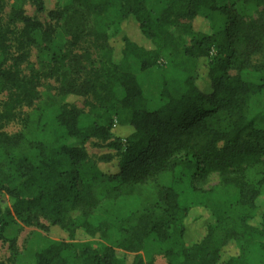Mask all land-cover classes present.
<instances>
[{"label":"trees","instance_id":"obj_1","mask_svg":"<svg viewBox=\"0 0 264 264\" xmlns=\"http://www.w3.org/2000/svg\"><path fill=\"white\" fill-rule=\"evenodd\" d=\"M160 1L156 18L147 0H72L51 10L44 0H14L6 13L0 3V196L10 201L0 206V221L46 228L39 224L45 219L67 233L29 250L32 264H125L117 249L131 256L129 264H151L143 258L151 236L164 247L166 264H250L251 244L264 254V211L260 228L247 222L264 193V0ZM25 2L46 19L28 15ZM197 18L208 19L212 32L193 29ZM127 21L150 45L122 36L117 54L109 31L118 35ZM36 47L42 73L54 77L59 94L56 106L49 98L56 111L46 119L29 116L40 99L41 70L22 69ZM164 50L184 76L163 78L164 102L150 110L129 58L147 70ZM67 95L80 97L87 112L63 102ZM15 123L21 127L8 128ZM120 129L125 134L114 132ZM90 139L116 152V172L90 163ZM165 173L170 181L158 187L156 203L123 224L114 245L76 239L79 230L94 237L109 228L105 217L93 218L96 181L115 183L105 191L112 204ZM213 174L218 182L202 187ZM193 206L209 210L213 224L187 243L185 218ZM8 241L14 249L15 239ZM230 244L239 253L223 260Z\"/></svg>","mask_w":264,"mask_h":264},{"label":"rangeland","instance_id":"obj_2","mask_svg":"<svg viewBox=\"0 0 264 264\" xmlns=\"http://www.w3.org/2000/svg\"><path fill=\"white\" fill-rule=\"evenodd\" d=\"M14 0H0L3 4L5 13L9 10L10 5ZM47 10L57 9L70 3L72 0H44ZM234 0H217L219 5L232 4ZM147 6L154 18L158 17L162 3L160 0H147ZM25 11L28 15L38 17L40 20L46 19V14H36L34 7L30 2L24 3ZM193 29L200 30L205 33L212 32V25L208 19L197 18L191 23ZM173 35L183 42H188L189 37L180 28L171 27ZM116 30L113 27L109 31L110 41L114 46L115 53L118 54L122 45V36H126L133 41L138 42L145 47L150 45V42L145 40L137 25L133 21H127L122 24L121 31L116 35ZM63 36H59L60 40ZM117 56V55H116ZM132 70L137 76L140 85L143 89L144 96L148 101V108L150 110L156 109L160 106L164 99L160 96L159 91L163 78L175 75L177 77H183L184 73L174 68L171 65V58L168 50H164L158 63L147 69L141 70L139 61L131 56L129 58ZM42 53L41 49L36 47L32 49L28 62L22 66L23 72L27 73L30 69L35 68L41 70V79L39 81V97L35 106L29 110V116L33 119L41 116L46 119L55 113L56 109H49V98L53 100V105H57L59 102V94L57 93V82L54 77L46 76L42 73ZM203 79H199L200 86H203ZM117 97L122 96V89L116 87L115 89ZM264 97V96H263ZM63 102L77 105L79 108L87 112V107L82 103V99L75 95H67L64 97ZM50 103V104H51ZM89 118H92L89 116ZM88 117H84L87 121ZM258 125L263 126V123L259 122ZM18 124H11L10 129L20 128ZM117 134H125L123 129L114 131ZM90 163L104 172L105 174H112L116 172V152L105 146L104 143L98 144L96 139H90L85 143ZM103 157H109L110 160H105ZM170 181V175L168 173L158 176L154 180H150L147 183L139 186L132 195L121 196L116 199L112 204L108 203L105 198V191L109 189L113 184L112 181L102 179L94 183V190L99 199L97 208L94 212V221L105 217L108 220L109 228L104 236L96 235L89 237L82 230L77 231L76 239L78 241H93L97 245H114L122 236V225L134 224L138 214L147 207H151L157 201L158 187L166 185ZM218 182V176L213 174L210 176L209 181L202 187L207 188ZM10 201L0 196V206L4 208L9 205ZM264 211V193H262L256 200L255 212L248 218L247 222L254 227L260 228L261 215ZM40 225H25L20 221H13L6 223L5 225L0 221V259L6 264H32V259L28 256L29 250H36L42 248L48 239H64L67 238V233L60 229L58 226L51 225L45 219H39ZM213 224V217L209 210L201 206H193L187 217L185 218V241L187 243H194L199 241L206 233L208 226ZM15 239V248L12 249L9 246V239ZM239 253L234 244H230L226 247L223 260L228 257L235 256ZM116 254L119 258H124L125 264H129L131 256L126 255L121 250H116ZM246 257L250 264H261L263 253L257 244L249 245L245 250ZM143 258L145 262L151 264H166V256L164 254V247L158 243L154 237H150L146 243V247L143 252Z\"/></svg>","mask_w":264,"mask_h":264}]
</instances>
